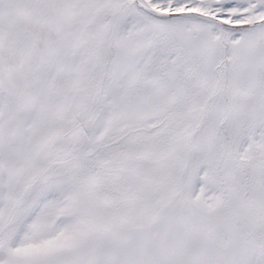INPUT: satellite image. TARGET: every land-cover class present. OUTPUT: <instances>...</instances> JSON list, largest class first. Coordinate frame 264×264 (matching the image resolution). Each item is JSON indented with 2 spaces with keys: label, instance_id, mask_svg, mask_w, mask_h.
Listing matches in <instances>:
<instances>
[{
  "label": "snow or ice",
  "instance_id": "1",
  "mask_svg": "<svg viewBox=\"0 0 264 264\" xmlns=\"http://www.w3.org/2000/svg\"><path fill=\"white\" fill-rule=\"evenodd\" d=\"M0 264H264V0H0Z\"/></svg>",
  "mask_w": 264,
  "mask_h": 264
}]
</instances>
